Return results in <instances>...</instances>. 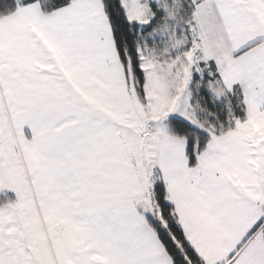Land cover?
<instances>
[{
	"label": "crops",
	"instance_id": "0c3cea01",
	"mask_svg": "<svg viewBox=\"0 0 264 264\" xmlns=\"http://www.w3.org/2000/svg\"><path fill=\"white\" fill-rule=\"evenodd\" d=\"M190 1L162 77L177 65L189 97L190 78L215 71L243 113L194 165L185 139L160 137L156 172L203 264H264V0ZM124 78L102 0L0 17V194L14 196L0 204V264H173L145 218L155 176L144 182L122 135Z\"/></svg>",
	"mask_w": 264,
	"mask_h": 264
},
{
	"label": "trees",
	"instance_id": "16d2710c",
	"mask_svg": "<svg viewBox=\"0 0 264 264\" xmlns=\"http://www.w3.org/2000/svg\"><path fill=\"white\" fill-rule=\"evenodd\" d=\"M71 1L73 0H0V17L10 14L20 5L32 2H39L43 10L51 11ZM182 1L185 4L181 11L184 12V17H189L192 10L188 6L189 0ZM102 2L112 27L120 61L123 65L129 63L134 79L142 84L143 72L139 66L138 47L141 45L143 35L150 31L151 26L140 28L136 23L128 21L119 0H102ZM189 91L192 113L198 118L201 126L194 127L179 117H170L166 125L169 135L185 139L189 164L194 165L196 156L203 151L212 135H219L232 129L234 120L243 113V104L241 97L230 96L224 92L215 71L202 78L194 76ZM215 91L219 92L216 94ZM154 176L152 200L155 213L146 214V220L152 226L173 264H203L184 237L159 173L156 172ZM13 200L12 194H0V204Z\"/></svg>",
	"mask_w": 264,
	"mask_h": 264
},
{
	"label": "rangeland",
	"instance_id": "374dc122",
	"mask_svg": "<svg viewBox=\"0 0 264 264\" xmlns=\"http://www.w3.org/2000/svg\"><path fill=\"white\" fill-rule=\"evenodd\" d=\"M119 2L128 21L131 19L130 14L133 18L140 17V20L144 21L146 10H149L151 6L154 15L148 23V26H151V33L148 31L143 35L141 45L138 47L139 66L143 72L142 84L134 79L129 63L122 64L126 84V100L130 109L129 117L125 119L124 125L122 122V135L125 138L134 139L135 143L132 148H134L142 178L148 185L150 174L156 175L155 159L158 154V141L160 137L169 134L167 120L170 117H179L194 127L201 126L190 107L189 86L193 81L192 77L188 86L189 97L187 95L184 97L182 91L175 87L178 86V82H176L178 74L175 69L178 66L172 67L174 69L173 75H170L172 79L167 81L162 77L160 64L161 60L171 59L172 56L175 58L180 54L182 41L177 42V34L167 30H173L170 26L173 21L176 23L178 15L185 18L186 21L191 20L193 3L189 0L188 6L192 8L191 14L189 17H184V12L181 9L184 8L185 2L182 0H119ZM137 25L140 26V24ZM186 38L189 37L186 36ZM148 42L149 44H147ZM168 45L169 48H167ZM154 60L156 63L152 64ZM182 67L179 66V70L183 69ZM208 85L210 84L208 83ZM171 87L174 89H172V93H169L168 88ZM217 92L215 91L216 94ZM152 189L150 186L151 194L147 196L146 203L153 202ZM145 211L153 215L155 213L151 204L146 206Z\"/></svg>",
	"mask_w": 264,
	"mask_h": 264
}]
</instances>
